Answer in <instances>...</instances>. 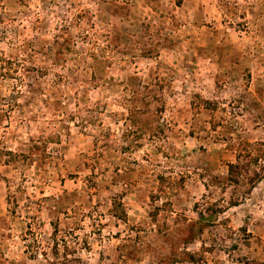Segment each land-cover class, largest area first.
Masks as SVG:
<instances>
[{
  "label": "rangeland",
  "instance_id": "rangeland-1",
  "mask_svg": "<svg viewBox=\"0 0 264 264\" xmlns=\"http://www.w3.org/2000/svg\"><path fill=\"white\" fill-rule=\"evenodd\" d=\"M20 75L0 264H264V0H0Z\"/></svg>",
  "mask_w": 264,
  "mask_h": 264
},
{
  "label": "trees",
  "instance_id": "trees-1",
  "mask_svg": "<svg viewBox=\"0 0 264 264\" xmlns=\"http://www.w3.org/2000/svg\"><path fill=\"white\" fill-rule=\"evenodd\" d=\"M36 72H38L39 70L34 69ZM40 73V72H38ZM8 75H10V73H7ZM3 76H7L6 73H3ZM18 78V82H19V86H14L13 87V93L11 94V97H2L0 98V100L4 101L1 106L5 105L6 108H1V111H3V114L0 112V115H13V112L15 111L16 108H18L20 106V104L16 101V98L19 95H22L24 98L26 99H30L32 98V90L33 86L31 81H25L24 79V75L23 76H18L16 77ZM34 79V78H33ZM32 79V80H33ZM25 86V89L23 91H20V87L21 86ZM43 101V99H41ZM128 101H132L130 98H128ZM48 104H46L47 106ZM129 114L128 115H135L134 111L132 112V110L128 109ZM29 141H31V139H28ZM39 147H37V145L33 144L29 149L27 153H22V152H13L10 150H3L0 149V162H4V163H15L17 160H20L21 162L23 161H36L35 159V153L34 151L38 150ZM3 155L5 156L3 158ZM238 166L231 164L229 166V173H232L233 169H237ZM237 178V172H235L233 175H229L228 179L230 180H235ZM63 245H62V251L63 254H60L62 257V261L61 262H57V261H47V264H77L80 260L79 258H69L67 257V254L70 252L68 249V245L67 243L62 240ZM54 246L50 248V252L52 255L57 256L59 255V250L57 248L58 243L54 242L53 244ZM42 254L46 255L45 251H41ZM185 264H206V262L204 260L200 258H198L197 254L195 252H191L187 254V258L185 259Z\"/></svg>",
  "mask_w": 264,
  "mask_h": 264
}]
</instances>
